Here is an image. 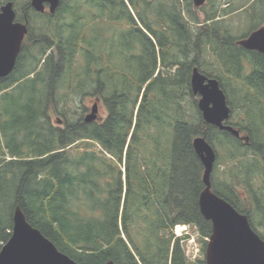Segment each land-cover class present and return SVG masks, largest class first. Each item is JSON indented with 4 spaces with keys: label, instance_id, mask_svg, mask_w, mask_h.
<instances>
[{
    "label": "trees",
    "instance_id": "trees-1",
    "mask_svg": "<svg viewBox=\"0 0 264 264\" xmlns=\"http://www.w3.org/2000/svg\"><path fill=\"white\" fill-rule=\"evenodd\" d=\"M8 1L28 31L0 78V248L18 207L79 264H205L186 261L171 232L193 224L202 238L211 233L197 204L204 168L196 137L214 149L215 167L229 165L221 186L212 171V191L257 233L264 57L236 42L264 23L254 12H264V0L236 13L241 20L251 10L258 23L241 37L226 20L245 6L236 1L193 9L190 0H59L55 15ZM195 67L219 82L240 137L203 121L190 89ZM87 96L105 107L100 122L84 121Z\"/></svg>",
    "mask_w": 264,
    "mask_h": 264
},
{
    "label": "water",
    "instance_id": "water-1",
    "mask_svg": "<svg viewBox=\"0 0 264 264\" xmlns=\"http://www.w3.org/2000/svg\"><path fill=\"white\" fill-rule=\"evenodd\" d=\"M194 8L203 6L206 0H190ZM30 7L37 13L53 14L59 0H29ZM27 21L17 22L12 2L0 6V78L7 77L13 70L22 42L27 34ZM236 44L246 51L257 52L264 57V25L240 39ZM190 89L197 97V109L203 121L240 137V132L227 124L230 108L226 96L215 78H209L193 68ZM97 105L94 104L84 121H96ZM246 140L245 137H241ZM195 154L204 171V189L198 197L200 215L211 225V233L205 247V264H264V241L251 228L247 217L236 211L226 200L211 189L212 173L216 154L204 137L192 141ZM0 264H79L70 259L44 237L25 219L16 207L13 212L12 230L7 242L0 248ZM105 264H114L108 261Z\"/></svg>",
    "mask_w": 264,
    "mask_h": 264
},
{
    "label": "rangeland",
    "instance_id": "rangeland-1",
    "mask_svg": "<svg viewBox=\"0 0 264 264\" xmlns=\"http://www.w3.org/2000/svg\"><path fill=\"white\" fill-rule=\"evenodd\" d=\"M15 1L18 2V10H19V12H21L22 4H23V2H26V0H15ZM225 1H229V2L236 1V2L241 3V4H245V6L242 7V9H240L239 11H237L235 13H231L230 16L227 19L225 18L227 21L230 22V25L229 26H231V23L234 24L232 26V29H233L232 30V35H234V36L241 37L242 35L248 33L249 29L251 28V26L253 24H255V25L258 24L254 20V19H256L255 14L258 15V19L260 18V16H263L264 17V12L259 13L258 7L256 5V7L254 9L255 14H252L251 13V10H249V12H247L246 14L243 15V18L241 20L240 19H237L238 18V15H236V13L241 12L244 8H246L247 6H249L250 3L255 2L256 0H221V3H222L221 7H223V8L225 7V5H223V3ZM6 2H11V1H8V0H0V6L3 5V4H5ZM191 8H193V5L191 6ZM86 10L90 14L91 13L92 14L95 13L94 9H89L88 6L86 7ZM45 11L48 13V7L47 6H46ZM55 14H56V11L53 13V15H55ZM132 14H134L133 11H132ZM197 15H198V17L200 19H202V16H201V14L199 12L197 13ZM16 21L17 22H20L18 20H16ZM103 24L107 25V22H105ZM101 25H102V23H100L99 21H95L92 24V26H101ZM262 25H264V23ZM114 27L115 28H118L117 25L114 26ZM94 98L95 97H93V96H87V97L83 98V100H84L83 102H85L86 103V106L88 107L87 110H86V112L84 113V115L89 114L90 111H91L92 106L94 104H96L97 105V114H96L97 115V119H96V121L100 122L101 119L103 117H105V115H106V109L103 106V104L100 102V100L97 101ZM196 99H197V97H196ZM72 106L73 105H70L69 106L70 109H72ZM235 114H237V116H238V112H236ZM233 116L234 115H232V117L230 118V120H229L230 122H234L233 121ZM56 119H57L56 116H52V114H51V121H53V124L54 125H55V120ZM215 163H214V167H213V170H212L214 172L215 183H217L219 186H221V184H223L224 181L229 180L228 176H226V169L229 167V165L223 162V163H221V165H217L215 167ZM258 184H259V188H258L259 192L258 193H259L260 199H263L264 198V181H260ZM262 203H264V201H262ZM260 204H261V202H260ZM261 206H262V204H261ZM261 219H262V217H259L257 219V216L255 218V220H258V221L261 220ZM257 233L264 238V224H261V226L257 227ZM197 242L201 246V249H202V247H203V239L201 240V237H199L198 240H197ZM201 257H202V251H201V255H200L199 258H201Z\"/></svg>",
    "mask_w": 264,
    "mask_h": 264
},
{
    "label": "built area",
    "instance_id": "built-area-1",
    "mask_svg": "<svg viewBox=\"0 0 264 264\" xmlns=\"http://www.w3.org/2000/svg\"><path fill=\"white\" fill-rule=\"evenodd\" d=\"M174 239L179 240L184 257L188 262L194 263L201 255V246L197 240L200 233L193 224H177L172 229Z\"/></svg>",
    "mask_w": 264,
    "mask_h": 264
}]
</instances>
